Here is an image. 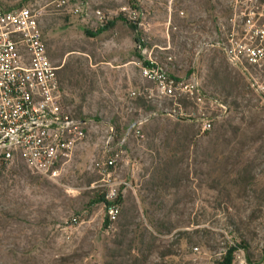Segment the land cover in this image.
<instances>
[{
  "label": "rangeland",
  "instance_id": "1",
  "mask_svg": "<svg viewBox=\"0 0 264 264\" xmlns=\"http://www.w3.org/2000/svg\"><path fill=\"white\" fill-rule=\"evenodd\" d=\"M0 3L38 11L64 104L90 121L56 178L19 152L0 157V264H225L230 251L231 264H264V101L205 44L226 0ZM150 54L176 77L197 74L209 97H159L138 64ZM112 128L125 139L110 180L126 182L113 221L95 165Z\"/></svg>",
  "mask_w": 264,
  "mask_h": 264
},
{
  "label": "built area",
  "instance_id": "2",
  "mask_svg": "<svg viewBox=\"0 0 264 264\" xmlns=\"http://www.w3.org/2000/svg\"><path fill=\"white\" fill-rule=\"evenodd\" d=\"M53 1L62 7L71 2ZM226 1L228 12L216 21L215 38L205 44L220 48L264 101V0ZM71 11L84 19L90 16L88 6L83 4H74ZM97 12L104 24V14ZM138 48L146 55L144 40L138 42ZM138 64L141 75L155 83L159 97L188 96L196 104L209 97L195 73L189 79L176 77L151 54ZM60 68L49 55L38 11L29 6L7 9L0 3V157L8 161L19 152L32 172L49 178L60 175L63 165L86 138L85 127L90 123L72 114L64 104ZM198 120H203L204 129L212 125L204 117ZM124 139L116 141L112 128L107 146L95 163L100 173L109 176L103 179L102 194L111 221L120 213L119 186L126 184L110 180L119 155L116 146Z\"/></svg>",
  "mask_w": 264,
  "mask_h": 264
},
{
  "label": "trees",
  "instance_id": "3",
  "mask_svg": "<svg viewBox=\"0 0 264 264\" xmlns=\"http://www.w3.org/2000/svg\"><path fill=\"white\" fill-rule=\"evenodd\" d=\"M6 7V6H4ZM7 9H14V8H11V7H6ZM138 41H140V39H138ZM178 100L182 103H191L192 102V99L189 98L188 96H180L178 98ZM72 114L78 116V113L77 112H73L71 111ZM79 117V116H78ZM7 161V160H6ZM100 200L99 201H106L105 197H104V194H101L99 196ZM232 260H233V256H232V253L231 251L229 252L228 256L226 257V260H225V264H231L232 263Z\"/></svg>",
  "mask_w": 264,
  "mask_h": 264
}]
</instances>
